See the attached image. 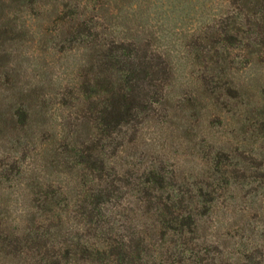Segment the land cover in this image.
<instances>
[{
  "label": "rangeland",
  "instance_id": "374dc122",
  "mask_svg": "<svg viewBox=\"0 0 264 264\" xmlns=\"http://www.w3.org/2000/svg\"><path fill=\"white\" fill-rule=\"evenodd\" d=\"M0 264H264V0H0Z\"/></svg>",
  "mask_w": 264,
  "mask_h": 264
}]
</instances>
